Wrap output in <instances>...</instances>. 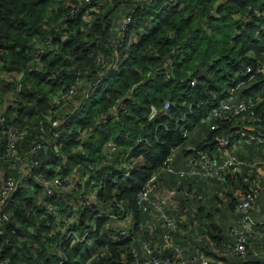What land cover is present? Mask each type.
Masks as SVG:
<instances>
[{
	"label": "trees",
	"instance_id": "obj_1",
	"mask_svg": "<svg viewBox=\"0 0 264 264\" xmlns=\"http://www.w3.org/2000/svg\"><path fill=\"white\" fill-rule=\"evenodd\" d=\"M126 16L130 23L120 39L117 22ZM263 64L264 0H154L141 6L135 0L85 4L84 0H0V177L20 173L18 164L5 157L7 127L15 128L19 136L15 153L22 155L24 170L31 159V142L49 139L53 144L51 137L59 133L58 142L44 147L37 157L47 179L67 176L76 165L97 164L108 142L127 151L136 140L147 138L150 148L139 145L132 151L142 164L126 183L108 182L98 192L101 201L111 206L112 194L124 201L133 212L136 235L151 239L163 260L188 259L196 252L212 259V264H264V238L250 240L245 257L226 252L231 242L227 229L238 221L239 196L264 187L262 143H245L258 154L253 160L250 155L252 161L235 153L245 164L223 183L194 175L159 177L160 189L172 194L173 205L166 208V215L178 225L172 241L180 251L162 248L159 226L136 208V194L171 150H176V170H188L184 160L188 156L206 154L215 163L220 159L213 144L216 137L235 133L222 149L228 153L247 129L264 135ZM78 82L87 88L98 85L68 118L57 102ZM229 90L236 100L251 99L254 104L237 118L221 121L212 110ZM166 101L170 106L163 112ZM119 105L121 110L114 111ZM152 105L159 109V120L150 122ZM54 120L59 123L55 129ZM214 125L218 129L211 131ZM57 151L65 157H57ZM115 166L100 169L97 176L115 179ZM86 197L62 192L47 199L33 178L27 180L6 206L13 223L0 237V264L5 259L9 264H135L128 242H111L108 235L113 231L107 221L89 222L93 217L89 210L80 211L65 233L55 231L73 207L78 212ZM44 204L57 206L59 218L46 215ZM251 217L264 222V197L258 198ZM91 223L97 227L93 243L66 239L71 231L82 235ZM195 224L206 233L198 235ZM92 254L95 257L86 263Z\"/></svg>",
	"mask_w": 264,
	"mask_h": 264
},
{
	"label": "built area",
	"instance_id": "obj_2",
	"mask_svg": "<svg viewBox=\"0 0 264 264\" xmlns=\"http://www.w3.org/2000/svg\"><path fill=\"white\" fill-rule=\"evenodd\" d=\"M153 1L154 0H135L140 6L148 5ZM87 2H89V0H84V4ZM129 23L130 16H126L117 22L120 31V39L124 37ZM39 53H44V49L40 50ZM97 85L98 82H95L87 88L82 83L78 82V84L76 83L69 87L68 92L61 95L57 102L58 104L62 103L61 110H65L64 116H68L69 118L77 112L85 104L91 87H96ZM253 104L254 103L251 99H248L246 102L243 100H236L234 91L229 90L226 98L212 110V116L221 121H230L252 109ZM169 106L170 104L168 101L164 102L162 111L166 112ZM121 108L122 107L119 105L117 108H113V110L119 112ZM251 116H253L252 112ZM257 119L258 117H256L254 121L257 122ZM147 120L150 122L159 120V109L156 106H150ZM2 121L3 120L1 119V122ZM52 126L54 129L57 128L59 126L58 121L54 120ZM217 129L218 126L215 125L210 127L211 131ZM5 130L7 131L5 157L12 160L15 164H18V170L20 173L18 174V177H0V237L5 236V227L13 223L11 213L6 209L8 202L13 194L25 187L27 180L33 178L35 183L40 187L41 194L47 199L52 198L56 193L60 195L62 192L68 194L75 192L78 195L87 194L86 199L80 201L78 212L77 209L73 207L72 213H70L71 215L63 220L62 227H57L55 231L60 230L62 234L65 233V231L72 226V223L76 221L80 211L89 210L93 216L89 222L98 218H104L107 221V225L113 231L108 235L111 242H128V254L133 260H135V264H188V262L191 264L213 263L212 259L196 252L188 259H183L181 257L179 260H173L171 258L163 260L158 255L159 248L153 246L151 239H141L136 235V227H133L136 222L134 221V218L133 220L131 218L134 217L132 215L133 212L131 209L127 208V204L124 201L118 202L113 194L111 195V206L106 205L101 201V196L98 195V192L103 191L108 182L113 181L117 184L119 181H124L126 183L128 176L142 164L132 157V151L139 145H144L145 147L150 148L151 142L147 138L136 140L127 151H122L116 144L108 142L102 148L103 156L97 164L86 163L81 167L76 165L69 170L67 176L47 179L42 173L41 164L37 160V157L40 150H43L44 147L51 146L58 142L59 133L54 132L51 137V139H53V144H51L49 139H42L41 141L36 139L31 142L32 147L29 151L31 159L24 170L21 168L22 155L15 153V141L19 138V136H16L17 131L13 127H7ZM247 130L252 132L253 135L245 131L241 133V136H249L251 141L264 144V141L262 140L264 135L260 131L252 128ZM182 134L185 138L188 135L185 130ZM234 137L235 133L230 134L227 137L221 136L214 138L213 144L216 147L215 150L217 153H220V159L216 163L212 156L206 154L198 155L197 158L189 156L184 158L185 163L189 168L188 170H180V168L176 170L174 166L176 163V150H171L170 155L165 159L161 167L136 194L137 210L148 214L154 225H158V228L161 230V234L157 239L161 241L162 248L168 250H181V246L172 241L173 234L178 231V225L173 218L166 215V208L170 207L171 204L173 205L172 194L160 189L158 185L159 177L162 174H177L180 177L194 175L199 180L206 181L209 178H212L223 183L228 175L232 172H239L245 164L244 161L235 156V153H238V149L242 150L240 141H238V144L236 145L238 149H235L234 147V149H231L228 153L223 152V150L229 146V143L231 142L230 140ZM231 147H233V145ZM120 150L122 151L121 153H119ZM262 150L264 152V146H262ZM57 152V157H65L62 153H59L60 151ZM111 164L116 165L115 167L118 171L115 179L111 180L107 178V176H97L100 169ZM59 169L60 167L58 170ZM259 197H264V187L258 189L255 188L247 192L245 195L243 194L239 196V202L235 207L238 221L227 229V236L231 239L230 244L226 246L227 254L234 257H245L249 241L262 240L261 238H264V222H255L251 217V211L255 207ZM41 202L42 200L39 199L37 205L41 204ZM44 209L46 215L53 218H59L57 206L44 204ZM89 226L90 227H88L82 235H78L72 231L68 232L66 234V239L71 238L73 242L79 244L93 243V235L97 232V227L93 223L89 224ZM137 230H139V227H137ZM12 233L14 234L15 232L12 231ZM182 234L187 235L188 231H182ZM60 245L61 243L56 245V250H60ZM94 257L95 254H92L86 263L91 261ZM4 264H9V260L5 259Z\"/></svg>",
	"mask_w": 264,
	"mask_h": 264
},
{
	"label": "rangeland",
	"instance_id": "obj_3",
	"mask_svg": "<svg viewBox=\"0 0 264 264\" xmlns=\"http://www.w3.org/2000/svg\"><path fill=\"white\" fill-rule=\"evenodd\" d=\"M239 141L241 142L242 150H240L238 152H241L240 154H242L243 158H245V159L247 158L248 160L250 159V155H252V158L251 159L253 160L254 154H257V153H255L254 151L250 150L249 149V146H247V147L245 146V143L248 144V145H250V144H252L253 141L250 140L249 136H241V138H240ZM237 144H238V141L233 142L232 143L233 147H231V149H234V147H237L236 146ZM257 159H258V157H257ZM252 160H249V161H252ZM228 215H229V213H228Z\"/></svg>",
	"mask_w": 264,
	"mask_h": 264
},
{
	"label": "water",
	"instance_id": "obj_4",
	"mask_svg": "<svg viewBox=\"0 0 264 264\" xmlns=\"http://www.w3.org/2000/svg\"><path fill=\"white\" fill-rule=\"evenodd\" d=\"M194 229L198 235H203L206 233L205 230L197 224H195Z\"/></svg>",
	"mask_w": 264,
	"mask_h": 264
},
{
	"label": "crops",
	"instance_id": "obj_5",
	"mask_svg": "<svg viewBox=\"0 0 264 264\" xmlns=\"http://www.w3.org/2000/svg\"><path fill=\"white\" fill-rule=\"evenodd\" d=\"M250 134H252L253 135V133L252 132H249ZM263 140V139H262ZM235 149H238L237 147H235ZM241 149H238V151H240ZM201 227V226H200ZM203 229H204V227H202ZM17 247H18V245H17Z\"/></svg>",
	"mask_w": 264,
	"mask_h": 264
}]
</instances>
